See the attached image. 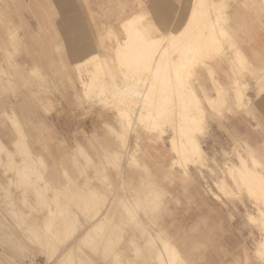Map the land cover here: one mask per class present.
Here are the masks:
<instances>
[{"label":"rangeland","instance_id":"obj_1","mask_svg":"<svg viewBox=\"0 0 264 264\" xmlns=\"http://www.w3.org/2000/svg\"><path fill=\"white\" fill-rule=\"evenodd\" d=\"M63 1L70 3L68 14L59 0H0V146L5 150L0 159L7 165L8 154L15 156L27 146L34 158L51 166L79 147L80 162L90 161L91 173L101 170L94 183L118 190L123 186V202L110 203L111 211L105 209L93 221L102 231L91 238L82 232L78 248L61 255L85 264L97 259V245H106L112 226L121 224L122 238L110 264H264V239L255 252L264 236V0ZM200 1L208 4L207 19L215 21L207 29L218 32L220 24L228 36L220 33L218 44L204 37L207 31L197 36L188 72H177L180 58L169 33L186 26ZM127 16H134L131 26L145 38L132 41L126 63L119 52L127 41ZM65 19L72 23L71 32ZM89 51L95 56L76 65ZM161 54L175 64L165 68L167 76L166 70H151L163 61ZM123 71L131 81H147L154 98L147 94L150 100L143 104L133 94H113L118 87L113 82L120 83ZM160 80L164 85L159 89ZM154 86L158 88L151 90ZM126 94L138 100L130 101ZM164 110L169 114L163 116ZM195 119L199 123H190ZM188 123L195 130L186 134ZM189 142L203 150L202 157L192 152L194 147L181 151ZM117 156L119 166L114 167ZM34 205L32 193L22 196L5 179L0 207L9 213L8 225L14 224L13 213L28 214ZM33 216L37 227L46 225L47 211ZM5 232L0 262L13 264L20 256L19 232L14 226Z\"/></svg>","mask_w":264,"mask_h":264},{"label":"clouds","instance_id":"obj_2","mask_svg":"<svg viewBox=\"0 0 264 264\" xmlns=\"http://www.w3.org/2000/svg\"><path fill=\"white\" fill-rule=\"evenodd\" d=\"M49 132L51 130L49 129ZM0 146V156L4 154ZM83 155V149L77 148L51 166L42 159L34 158L27 146L22 147L15 156L8 154V164L0 159V186L5 179L9 184L22 190V196L29 193L35 196V205L28 214H15L14 224L8 225V211L0 207V244L3 243L6 232L14 226L19 232L15 236L20 256L13 264H37L43 257V264H85L84 261H73L61 255L64 249L71 253L78 248L80 234L91 238V234L102 231L93 221L105 212L111 211L110 203L118 200L122 203L123 186L116 189L112 185L105 186L102 182L94 183L101 176V170L90 172V161L83 163L78 159ZM113 166H119V156L113 161ZM9 173H12L9 176ZM106 179V178H105ZM88 194L84 195L85 190ZM48 212V220L43 228L36 226L33 213ZM129 216H134L129 212ZM107 219V214L105 215ZM110 222V221H109ZM122 225H113L107 237L106 245H97V259L88 260L86 264H110L109 256L121 240ZM15 235V233H14ZM2 264V262H0ZM127 264H135L129 261Z\"/></svg>","mask_w":264,"mask_h":264},{"label":"bare ground","instance_id":"obj_3","mask_svg":"<svg viewBox=\"0 0 264 264\" xmlns=\"http://www.w3.org/2000/svg\"><path fill=\"white\" fill-rule=\"evenodd\" d=\"M200 7L198 8V9H200V10H202V11H206L207 10V8H206V2H204V1H200ZM205 8H206V10H205ZM139 13L141 14V12L139 11ZM139 13H137V15H139L140 16V14ZM121 16V15H120ZM207 16H209V15H206V14H204V12H202V14L200 13L199 15H197V13L196 12H193V14H192V16H190V19H189V22H188V25L189 24H191L192 22H195V21H197V20H199L200 21V23L201 24H205V26L204 25H201V26H196V27H194V29L196 28L197 30H198V32L197 33H193V31H194V29L192 30V32L190 31V32H188L187 30H185V29H182L181 31H179L178 33H176V34H172V32L171 33H169V35H170V37H169V39L168 40H171V41H173V43H175V50H176V52L179 54V60H178V65H177V67L176 68H174V70L175 71H179V72H183V70H186V69H188V67L190 66V64H191V59L194 57V53H195V49H196V45H197V41L195 40V39H197V38H199V36L201 35L202 36V33H204V32H206L207 31V34L204 36V37H206V39H208V38H214L215 40L213 41V43L214 44H218V41L217 40H219V38H218V35L220 34V33H222L221 31H222V27L220 26V27H218V32H216V31H213V30H210V29H207L208 27V25L210 26V27H212V25H214V20H212L211 18H209V19H207ZM115 18H117V17H115ZM114 19V18H113ZM113 19H111V20H113ZM222 19V21H225V18L224 17H222L221 18ZM109 20V19H108ZM134 21V16H127L126 18H125V22H124V20H122V22H124L123 24H125L126 23V32H125V34H126V38H127V41H126V43L123 45V49H121L120 50V52H119V54L121 55V57H122V59L124 60V62H126L127 63V59H129L130 58V56H131V51H130V48H131V45H132V41L135 39L136 41H137V39L136 38H138V39H144L145 37L144 36H140V34H142L141 32L139 33V30L137 31V29L138 28H135V27H133V26H131L132 25V22ZM104 23V22H103ZM102 23V24H103ZM108 23V22H107ZM112 23V22H111ZM100 24V23H99ZM139 24H141V22L139 23ZM218 25H220V24H217V26ZM100 26V25H99ZM134 26H138L137 24H134ZM143 26V25H142ZM141 27V26H140ZM103 28V27H102ZM155 28H156V26H155ZM107 29V28H106ZM111 29V28H110ZM215 30V29H214ZM114 31V30H113ZM200 31V32H199ZM105 32H108V30L107 31H105ZM112 33H114V32H112ZM193 33V34H192ZM106 34V33H105ZM167 34V33H166ZM164 35V34H163ZM168 34H167V36H169ZM192 35V36H191ZM166 36V35H165ZM198 36V37H197ZM190 37H192V38H190ZM197 37V38H196ZM222 37V36H221ZM111 38H113V37H111ZM165 38L166 37H162L161 36V39L163 40H165ZM168 38V37H167ZM189 38H190V40H189ZM222 38H224V37H222ZM155 39V38H154ZM111 40V39H110ZM150 40V39H149ZM112 41V40H111ZM139 41V40H138ZM98 42V41H97ZM145 42V41H144ZM149 42V41H148ZM157 42V41H156ZM147 43V42H146ZM162 43V42H161ZM160 43V44H161ZM139 44V43H138ZM138 44H137V46H138ZM157 44H159V43H157ZM219 44H221V43H219ZM110 45H111V43H110ZM141 45V44H140ZM139 45V46H140ZM147 44H145V46H146ZM155 45V44H154ZM204 45H206V42L204 41ZM227 45V44H226ZM232 45V44H231ZM136 46V45H135ZM141 46H143V45H141ZM145 46H143V47H145ZM160 46V45H159ZM162 46H163V43H162ZM166 46V45H165ZM228 46V45H227ZM113 47H115V46H113ZM206 47V46H205ZM70 48H71V50L73 51V52H76V50H75V48H74V46L73 45H71L70 46ZM86 48V47H85ZM87 48L88 49H90V44L89 45H87ZM154 48V47H153ZM156 48H158V47H156ZM156 48H154V50L156 49ZM218 48V47H217ZM222 48H224V47H222ZM93 49V48H92ZM145 49V48H144ZM143 48H140L139 49V51L141 52H144V51H146V50H144ZM219 49H221V46H219ZM226 50L228 49V48H225ZM224 49V50H225ZM75 50V51H74ZM144 50V51H143ZM157 50H159L160 51V48H158ZM164 51L165 50H167L166 48L165 49H163ZM218 50V49H217ZM229 50H230V48H229ZM228 50V51H229ZM86 51V50H85ZM158 51V52H159ZM168 51V50H167ZM166 51V52H167ZM221 51L222 52H224L223 51V49H221ZM220 51V52H221ZM163 52V51H162ZM161 52V53H162ZM218 52V51H217ZM226 52V51H225ZM235 52V51H234ZM237 52H238V50H237ZM240 52V51H239ZM160 53V52H159ZM95 54H96V52L95 51H89L81 60H77V61H75V64L76 65H78V64H80V63H82V62H84V60L87 58V57H89V58H93L94 56H95ZM170 54V53H169ZM219 54H221V53H219ZM218 54V55H219ZM224 55H225V53H223ZM162 55V59H163V54H161ZM165 55V54H164ZM145 55H143V57H144ZM147 56V55H146ZM225 56H227V55H225ZM230 56V55H229ZM244 56V59H246V56L245 55H243ZM86 57V58H85ZM140 58H141V56H139ZM159 57V56H158ZM217 57H219V56H217ZM221 57H222V55H221ZM239 57V56H238ZM230 58V57H229ZM229 58H227V59H229ZM243 58V57H242ZM143 59V58H142ZM164 59H165V57H164ZM163 59V61H156V62H158V63H154V65L155 66H153V69H151V70H153L154 71V73H158V72H160V71H162V70H166V69H168L169 70V68H170V64L172 65V63L173 62H170V60H167V62H166V59L164 60ZM231 60H232V58H230ZM223 60V59H222ZM153 61V60H152ZM239 61H241V60H239ZM245 61V60H244ZM247 61V60H246ZM245 61V62H246ZM121 62H122V60H121ZM146 62V61H145ZM151 62V61H150ZM175 62V61H174ZM245 62H243L242 64H244ZM152 63V62H151ZM177 63V62H176ZM241 63V62H240ZM94 64V63H93ZM125 64V63H124ZM147 64V63H146ZM101 65V64H100ZM103 65V64H102ZM101 65V66H102ZM150 65V64H149ZM175 64H173L171 67H173ZM238 65V64H237ZM237 65H235L236 67H238ZM241 65V64H240ZM93 66V65H92ZM104 66V65H103ZM126 66V65H125ZM150 66H152V65H150ZM166 67H168V68H166ZM236 67H235V69H236ZM239 67H241V66H239ZM250 67V66H249ZM91 68V67H90ZM148 68H150V67H148ZM152 68V67H151ZM166 68V69H165ZM87 69V68H86ZM98 69V68H97ZM103 69H106V68H103ZM240 69V68H239ZM238 68H237V70H239ZM168 70H166L167 72H165V71H163V72H165L166 73V76L167 75H169V72H168ZM253 70V69H252ZM93 71V70H92ZM103 71V70H102ZM125 71V70H124ZM123 71V76H121L120 77V83H116L115 81L113 82L114 83V87H115V85L116 86H118L115 90H114V92H112L113 94L115 93V92H117V94L119 93V94H125V92L126 93H128V94H131L130 96H133V95H135L137 98H132V97H130L129 95V97L127 96V94H126V96L128 97V100L130 99V101H131V98L132 99H134V101L135 100H138V102H143V101H146L147 99H148V92H147V87H148V85H149V83H147V81H145L144 79H142V81H140V82H138V81H131V75H128L126 72H124ZM152 71V72H153ZM187 71V70H186ZM186 71L185 72H183V73H186ZM241 71V70H240ZM239 71V72H240ZM89 72V71H88ZM94 72V71H93ZM93 72H90V73H93ZM146 72V71H145ZM181 72V73H182ZM188 72V71H187ZM238 72V71H237ZM129 73V72H128ZM165 73H162V74H165ZM171 73V72H170ZM247 73H249V72H247ZM121 74V75H122ZM139 73H137V75H138ZM161 74V73H160ZM249 74H251V73H249ZM249 74H247L248 76H249ZM256 74V73H255ZM260 75V74H259ZM98 76V75H97ZM144 76V73H143V75H142V77ZM147 76H149V75H147ZM185 76V75H184ZM94 77H96V76H94ZM118 77V76H117ZM155 77V76H154ZM170 77V76H169ZM150 78V77H149ZM148 78V79H149ZM157 78H158V76H157ZM92 79V78H91ZM116 79V78H115ZM135 79V78H134ZM153 79V78H152ZM159 79H160V77H159ZM163 79H164V76H163ZM175 79V78H174ZM250 79V78H249ZM264 79V78H263ZM156 80V79H155ZM168 80V79H167ZM183 81V80H182ZM248 81V80H247ZM10 82V81H9ZM94 82V81H93ZM155 82V81H154ZM164 81H162V80H160V81H158L157 83H158V87H159V89H160V86L162 85H164V83H163ZM169 82V81H168ZM111 83V82H110ZM151 83L152 82H150V85H151ZM174 83H176L177 85H178V87H182V85L183 84H181V82L180 81H176V82H174ZM185 83V82H184ZM238 83V82H237ZM83 84H85V83H83ZM87 84V83H86ZM91 84V83H90ZM154 84V83H153ZM165 84H166V82H165ZM231 84V83H230ZM229 84V85H230ZM253 84V83H252ZM155 85V84H154ZM217 85H218V83H217ZM169 87H171L170 86V84L168 85ZM151 87V86H150ZM149 87V88H150ZM153 87V86H152ZM155 87V86H154ZM157 86L155 87V89H152L151 88V90H156V88H158ZM218 87V86H217ZM259 87V86H258ZM110 88V87H109ZM166 88H167V85H166ZM174 88V87H173ZM177 88V87H176ZM184 88H185V86H184ZM219 88V87H218ZM255 88V87H254ZM161 89H162V87H161ZM171 89H172V87H171ZM182 89V88H181ZM163 90V89H162ZM162 90H161V92H162ZM174 90V89H173ZM255 90V89H254ZM260 90V89H259ZM170 91V90H169ZM213 91H214V89H213ZM235 91H236V89H235ZM234 91V92H235ZM151 92V91H150ZM157 92V91H156ZM172 92V91H171ZM233 92V93H234ZM239 92V91H238ZM261 92H263V91H261ZM154 93V92H153ZM152 93V94H153ZM158 93H160V92H157V94ZM214 93H215V91H214ZM220 93H221V91H220ZM227 93V92H226ZM240 93V92H239ZM117 94H116V96H117ZM133 94V95H132ZM148 94V95H147ZM162 94L163 93H161V96H162ZM175 94V93H174ZM223 94V96H224V94L225 93H222ZM111 95V94H110ZM160 95V94H159ZM235 95V94H234ZM119 96V95H118ZM117 96V97H118ZM151 95H149V97H150ZM153 96V95H152ZM151 96V97H152ZM157 96V95H156ZM164 96V95H163ZM166 96V95H165ZM194 96V95H193ZM226 96V95H225ZM107 97V96H106ZM117 97H116V99H117ZM151 97H150V99H151ZM177 97V96H176ZM238 97V96H237ZM242 97V96H241ZM112 98V97H111ZM120 98V97H119ZM118 98V99H119ZM123 98V97H122ZM154 98V97H153ZM152 98V99H153ZM166 98V97H165ZM195 98V97H194ZM211 98V97H210ZM150 99H148V100H150ZM151 99V100H152ZM169 99V98H168ZM173 99V98H172ZM177 99V98H176ZM180 99V98H179ZM178 99V100H179ZM186 99V98H185ZM205 99V98H204ZM216 99V98H215ZM250 99H252L253 100V98H250ZM109 100V99H108ZM127 100V99H126ZM127 100V101H128ZM160 100V99H159ZM174 100H175V98L173 99V101L172 102H174ZM235 100V99H234ZM249 100V99H248ZM104 101H105V99H104ZM126 101V103H128ZM133 101V100H132ZM156 101V100H155ZM168 101V100H167ZM206 101H207V99H206ZM212 101V100H211ZM218 101V100H217ZM216 101V102H217ZM240 101V100H239ZM148 102V101H147ZM153 102H154V100H153ZM166 102V101H165ZM213 102H214V100H213ZM244 102H245V100H244ZM131 105H133L131 102H129ZM128 103V104H129ZM149 104H150V101L148 102ZM152 103V102H151ZM167 103V102H166ZM239 103V102H238ZM143 104H144V102H143ZM146 104V103H145ZM236 104V103H235ZM245 104H246V102H245ZM123 105V104H122ZM210 105V104H209ZM212 105V104H211ZM124 106V105H123ZM173 106H175V105H173ZM215 106V105H214ZM236 106V105H235ZM238 106V105H237ZM236 106V107H237ZM242 106V105H241ZM140 107H141V105H140ZM143 107H145V106H143ZM213 107V106H212ZM218 107V106H217ZM136 108V107H135ZM134 108V109H135ZM137 108H138V106H137ZM146 108V107H145ZM144 108V109H145ZM155 108V107H154ZM181 108V107H180ZM214 108V107H213ZM240 108V107H239ZM131 109V108H130ZM129 109V110H130ZM157 109H159V108H156V111H157ZM165 109H167V108H165ZM125 110V109H124ZM138 110V109H137ZM136 110V111H137ZM141 110V109H140ZM237 110V109H236ZM126 111V110H125ZM139 111V110H138ZM160 111L161 110H158V112L160 113ZM165 111V110H164ZM162 111L161 112V114L163 115V113H164V115L165 114H169V112L167 111ZM216 111V110H215ZM122 112V111H121ZM134 112V111H133ZM132 112V113H133ZM143 112V111H142ZM142 112H140V113H142ZM150 112V111H149ZM219 112V111H218ZM217 112V113H218ZM130 113H131V111H130ZM136 113V112H135ZM152 113V112H151ZM125 114V113H124ZM167 114V115H168ZM172 114V116H173V113H171ZM171 114H170V116L169 117H171ZM181 114V113H180ZM163 115V116H164ZM187 115V114H186ZM153 116V115H152ZM159 116V115H158ZM158 116H156L155 114H154V119L155 120H157V117ZM161 116V115H160ZM179 116V115H178ZM162 117V116H161ZM168 117V118H169ZM187 117V116H186ZM126 118H127V115H126ZM163 118V117H162ZM162 118L160 119L159 118V120H162ZM174 118V117H173ZM190 118H192L191 116H188V120L189 121H191L190 120ZM134 119V118H133ZM164 119V118H163ZM167 119V118H166ZM171 119V118H170ZM169 119V120H170ZM175 119V118H174ZM198 119V118H197ZM197 119H195L193 122H190V123H193V124H197V123H199V122H197L198 120ZM166 121V120H165ZM172 122V121H171ZM197 122V123H196ZM149 123V122H148ZM190 123H188L187 124V127L188 128H186V134H189V132H192L193 130H195V128H192V125L190 124ZM172 124V123H171ZM175 126V125H174ZM124 127V126H123ZM191 127V128H190ZM133 131V130H132ZM161 131V130H160ZM130 132V131H129ZM128 132V133H129ZM159 132V131H158ZM134 134H136V133H134ZM147 134V133H146ZM159 134H161V133H159ZM123 136V135H122ZM175 139H177V138H175ZM128 142V141H127ZM120 145H122V144H120ZM136 145V144H135ZM126 146V145H125ZM121 147H123V146H121ZM134 146H132V148H133ZM193 145H192V148H191V143L189 142L188 143V145H185V146H183L182 148H181V151H183V152H188V151H192V149H193ZM131 148V149H132ZM135 148V147H134ZM176 148V147H175ZM194 151H192V152H194L195 154H197L199 157H202L203 156V150L202 149H200L199 147H198V149H197V147H194V149H193ZM178 154V153H177ZM196 156V155H195ZM197 157V156H196ZM198 158V157H197ZM194 159V158H193ZM177 160V159H176ZM131 161V160H130ZM173 162V161H172ZM177 162V161H176ZM175 163V162H174ZM178 163V162H177ZM176 163V164H177ZM173 165V164H172ZM179 165V164H178ZM177 165V166H178ZM174 166V165H173ZM252 181V178L251 177H248V179L246 178V182H251ZM243 182H245V180H243ZM144 195V194H143ZM129 199V198H128ZM138 205V204H137ZM151 228V227H150ZM263 244V243H262ZM261 245V244H260ZM163 248V247H162ZM163 250H165V249H163Z\"/></svg>","mask_w":264,"mask_h":264},{"label":"crops","instance_id":"obj_4","mask_svg":"<svg viewBox=\"0 0 264 264\" xmlns=\"http://www.w3.org/2000/svg\"><path fill=\"white\" fill-rule=\"evenodd\" d=\"M206 4V3H205ZM70 5V3L69 2H67V1H60L59 0V6L63 9V13H65V14H68L65 10H66V8H67V6H69ZM201 6V5H200ZM199 6V7H200ZM208 4H206V8H207V10H206V8H205V10L206 11H202V10H200V9H198L199 7H194L193 8V10H192V14H193V12H196L197 14H202V12H204V14H206V15H208V14H210V10H208ZM234 8H236V9H238L237 7H234ZM235 13H238V14H241V12L239 11V10H237V11H235ZM189 19H190V17L188 18V21H187V24H186V26L183 28V29H185V30H187L188 32H190V31H192L193 29H194V27H198V26H201L200 25V21L199 20H197V21H195V22H192L191 24H189L188 25V22H189ZM64 24H67L66 26H69V28H66L67 30L66 31H69V32H71V27H70V25H72V23H71V21L69 22L67 19H65L64 20ZM219 27H220V25H219ZM181 31V30H180ZM179 32V31H178ZM222 33L224 32L227 36H228V33H227V31H226V29H225V27H222V31H221ZM172 34H176V33H172ZM224 36V35H223ZM260 40H264L263 38L262 39H260ZM246 56V55H245ZM246 58H247V56H246ZM5 183V181L3 182V184ZM248 216L249 217H252V214L251 213H248ZM262 239H264V236H262L261 237V239L260 240H258V242L256 243V247H255V252H257V249L259 248V245H260V241L262 240Z\"/></svg>","mask_w":264,"mask_h":264}]
</instances>
